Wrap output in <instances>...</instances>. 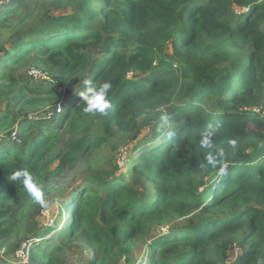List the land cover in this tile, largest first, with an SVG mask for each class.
I'll list each match as a JSON object with an SVG mask.
<instances>
[{
    "label": "trees",
    "instance_id": "16d2710c",
    "mask_svg": "<svg viewBox=\"0 0 264 264\" xmlns=\"http://www.w3.org/2000/svg\"><path fill=\"white\" fill-rule=\"evenodd\" d=\"M3 3L0 36L17 37L0 39V249L20 240L28 264H75L67 250L79 243L89 264H138L140 239L185 218L151 236L144 264H264V0H57L36 14ZM28 66L55 84L16 75ZM86 80L111 82L105 113L84 111ZM116 132L143 136L126 169H94L45 233L14 172L44 194L67 168L91 172Z\"/></svg>",
    "mask_w": 264,
    "mask_h": 264
},
{
    "label": "rangeland",
    "instance_id": "374dc122",
    "mask_svg": "<svg viewBox=\"0 0 264 264\" xmlns=\"http://www.w3.org/2000/svg\"><path fill=\"white\" fill-rule=\"evenodd\" d=\"M3 4H8L11 0H2ZM57 0H23L25 5L29 4L33 7L35 14L37 13V9L42 11V6ZM75 2V0H70ZM44 3V4H43ZM41 4H43L41 6ZM37 5V6H36ZM66 11L70 12L71 8H64ZM52 11V10H51ZM45 13V12H44ZM19 28V27H18ZM17 29V28H16ZM17 37L14 29H8L3 32L0 36L2 46L10 47L12 41H14ZM171 52V51H170ZM38 70L36 67H26L16 72L18 77H25L29 78L32 84L35 86L37 84L45 83V81L38 79L34 75H32V70ZM54 77H56L54 75ZM57 78V77H56ZM55 79V78H54ZM56 81V79H55ZM3 103L2 107H5ZM61 105V104H58ZM58 105H56V109H53L52 106L46 108L44 113L49 115H54L55 112L58 110ZM251 111L255 113H261L260 108H254ZM264 111V110H263ZM41 112L33 113L31 119H37ZM264 115V112H263ZM138 125L139 129L142 133L147 134L148 130L150 129V124H148L147 118L145 116H140L138 118ZM150 125V126H149ZM149 126V129H148ZM139 131V132H140ZM143 138V136L141 137ZM139 139L135 142V134H128V133H121L116 132V134L112 138V143L105 146L104 148L100 149L95 156L92 158V170L91 172H87V167L85 164L80 162L74 168H67L62 173L61 177L56 180L55 184L48 188V190L44 193V199L46 203V207L42 208L40 204H35V210L31 213V220H35L36 222L41 223L42 229L47 233L51 226L54 225L60 228L61 222L64 221L63 214L67 209V204L65 200L75 191L79 186L82 185V180L85 179L86 176L92 175L93 170L96 169L97 171L100 170H111L115 167H120L122 171L126 169V165L128 163L129 157H132L135 152L134 147L138 144ZM57 167V165L55 166ZM131 179L128 176H125V182H129ZM185 222V218L181 219H174L169 221L159 227H157L154 233L151 236H162L168 234L174 227L179 224ZM44 235V232L41 233ZM54 235H57L54 234ZM151 236L147 239H140L135 246V255L138 264H144L146 262L147 256L146 253L148 251V246L150 244ZM56 237V236H55ZM22 244V245H21ZM21 245V246H20ZM20 248L18 249V247ZM23 248V249H22ZM30 244L27 246V242H21L20 240H15L7 246H4L0 249V261H5L10 264L16 263L19 260L20 253L24 252L29 253ZM238 247L235 248V251L231 252L233 255L237 251ZM21 251V252H20ZM230 256V263L234 260L233 256ZM92 258L91 250L88 249L83 244H74L68 247L67 250V260L68 263H75V264H89L90 259ZM19 264H24L22 262H18ZM123 264V263H122Z\"/></svg>",
    "mask_w": 264,
    "mask_h": 264
},
{
    "label": "clouds",
    "instance_id": "9594fccd",
    "mask_svg": "<svg viewBox=\"0 0 264 264\" xmlns=\"http://www.w3.org/2000/svg\"><path fill=\"white\" fill-rule=\"evenodd\" d=\"M32 75L37 77L40 80L45 81L46 84H55V80L53 77L48 75V73H44L42 71L32 70ZM112 88V84L110 81H105L99 86H96L90 80L84 81V91L79 93V96L82 99V103L85 105L84 111L86 113L94 114V113H105V111L110 107V100L108 99V93ZM60 107L58 108V110ZM17 134L16 130L12 133V137L15 138ZM207 143V141H205ZM229 143L235 146L236 141L232 140ZM223 151L219 152V156L223 157ZM213 167H216L218 163H220L219 174L226 175L227 174V164L222 161H210ZM13 180H20L25 190L28 194L41 205L42 208L46 207L44 194L42 187L38 186L33 179L32 173H30L27 169H21L14 172L12 176ZM29 243H27V246ZM23 249V248H22ZM24 251V250H22ZM30 251V249H29ZM29 254V253H28ZM21 262L17 260L16 263ZM28 264V263H24Z\"/></svg>",
    "mask_w": 264,
    "mask_h": 264
},
{
    "label": "built area",
    "instance_id": "2783aa9c",
    "mask_svg": "<svg viewBox=\"0 0 264 264\" xmlns=\"http://www.w3.org/2000/svg\"><path fill=\"white\" fill-rule=\"evenodd\" d=\"M21 252V251H20ZM23 253H20V255L18 254L19 256V260L22 262V263H28L29 262V254L22 251Z\"/></svg>",
    "mask_w": 264,
    "mask_h": 264
}]
</instances>
